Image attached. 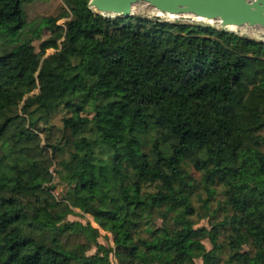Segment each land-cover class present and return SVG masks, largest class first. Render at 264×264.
I'll use <instances>...</instances> for the list:
<instances>
[{"label":"trees","instance_id":"16d2710c","mask_svg":"<svg viewBox=\"0 0 264 264\" xmlns=\"http://www.w3.org/2000/svg\"><path fill=\"white\" fill-rule=\"evenodd\" d=\"M31 1L0 0V264H264V41L61 0L37 48Z\"/></svg>","mask_w":264,"mask_h":264},{"label":"water","instance_id":"95a60500","mask_svg":"<svg viewBox=\"0 0 264 264\" xmlns=\"http://www.w3.org/2000/svg\"><path fill=\"white\" fill-rule=\"evenodd\" d=\"M143 4L177 19L197 17L218 22L220 28L251 27L264 30V0H90L96 14L128 17ZM203 24V23H202ZM213 26V25H211Z\"/></svg>","mask_w":264,"mask_h":264},{"label":"rangeland","instance_id":"374dc122","mask_svg":"<svg viewBox=\"0 0 264 264\" xmlns=\"http://www.w3.org/2000/svg\"><path fill=\"white\" fill-rule=\"evenodd\" d=\"M63 7H64L63 2L61 0H32L31 2H27L23 5V8L26 13L27 21H28V25L25 31L28 37L34 38L33 43L37 48L39 47V44L41 41L48 39L51 36V30L50 28H48V26L52 23V20L62 12ZM134 14H141V15L152 18L157 15V11L143 4H139L135 6ZM159 18L163 20H170V21L180 20L184 22H198L190 18L168 19L167 17L163 15L159 16ZM65 20L66 18H61L57 21V24L63 26ZM198 23H201V22H198ZM214 27L220 28L219 25L214 26ZM235 33L238 35L247 36L249 38H253L256 40L264 41V33L259 28L241 27L240 29L238 28L237 32ZM54 51L55 49H48L47 54L53 53ZM54 182L58 183L59 179L55 178ZM64 190L65 188L63 187V185L58 184L56 189L54 190V194L61 195L63 194ZM198 192L201 193L200 195L201 198L198 197V194L194 197V202H195V206L197 208V213H198L197 215L194 216V219L196 221L195 226L196 227H200L202 225L209 226L208 223H209L210 217L202 218L204 216V211L203 209L200 208L202 204L201 201L202 199L206 197V195H205V192H202L200 189L198 190ZM218 198L219 197L216 196L215 200H217ZM215 206H216L215 202L212 203L211 209H214ZM217 217L218 219L221 218V214L217 213ZM69 219L70 220H80L82 222H86L87 220H89L94 226L97 227V224L94 223L93 218L90 215H85V218H81L75 215H70ZM99 231H100V236L97 238L99 247L106 249L109 246H112L113 245L112 234L109 232L103 231L102 229H99ZM221 239L223 240V237H221ZM69 241L71 243H76L79 241L82 242V240L77 239V237L75 236L70 237ZM203 242L205 243L208 249L211 248V245L207 238L204 239ZM96 249H97V246L93 245L88 253L95 252ZM110 260H111V264H117L116 259L112 253L110 254ZM196 264H202V261L197 260Z\"/></svg>","mask_w":264,"mask_h":264},{"label":"bare ground","instance_id":"6f19581e","mask_svg":"<svg viewBox=\"0 0 264 264\" xmlns=\"http://www.w3.org/2000/svg\"><path fill=\"white\" fill-rule=\"evenodd\" d=\"M161 15H163V14H161ZM163 16L167 17L168 19H176L175 17L169 16V15H163ZM189 18L192 19V20H194V21H198V22L205 23V24H208V25H214V26L219 25L218 22L209 21V20H206V19H203V18H197V17H189ZM237 30H238V28H232V31L237 32ZM261 30L264 33V30L263 29H261Z\"/></svg>","mask_w":264,"mask_h":264}]
</instances>
